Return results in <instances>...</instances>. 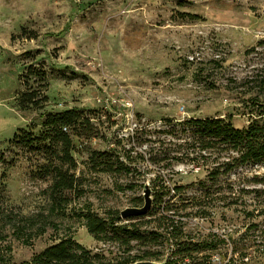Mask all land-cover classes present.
<instances>
[{
  "label": "rangeland",
  "instance_id": "rangeland-1",
  "mask_svg": "<svg viewBox=\"0 0 264 264\" xmlns=\"http://www.w3.org/2000/svg\"><path fill=\"white\" fill-rule=\"evenodd\" d=\"M29 65L47 71L48 99L41 110L19 105L21 75ZM263 70L264 0H0V264L30 261L69 235L107 259L177 258V246L162 238L147 244L133 240L130 250L97 240L77 215L91 210L113 217L109 211L143 205L146 183L153 200L157 190L165 193L163 202L152 204L158 215H174L194 241L215 243L179 264H264V164L232 170L204 188L197 184L209 164L190 162L184 150L164 141L169 155L184 160L164 168L167 160L150 165L140 144L145 137L170 139L163 131L168 117L230 115L234 126H247L256 115L254 98L264 97ZM29 83L38 84L34 78ZM73 107L94 110L88 115L95 117L99 134L88 140L73 136L76 174L83 177L85 192L51 213V180L36 178L35 156L9 140L40 123L43 112ZM120 139L132 147L131 170H91L90 151L109 150ZM160 174L167 188L155 180ZM116 183L134 186L121 190ZM175 185L187 188L176 193ZM22 215L34 216L37 225L20 237L12 227ZM41 219L48 224L38 235ZM152 229L156 223L141 226L144 233Z\"/></svg>",
  "mask_w": 264,
  "mask_h": 264
},
{
  "label": "trees",
  "instance_id": "trees-1",
  "mask_svg": "<svg viewBox=\"0 0 264 264\" xmlns=\"http://www.w3.org/2000/svg\"><path fill=\"white\" fill-rule=\"evenodd\" d=\"M264 71V70H263ZM34 78L37 85L30 84L29 80ZM24 90L19 94L18 101L21 108H33L41 110L47 102L46 89L47 71L44 67L37 68L29 65L21 75ZM264 82V79H260ZM256 115L252 117L247 126L239 128L231 122V116L225 117H187L183 119L165 118L167 124L163 131L170 134V139H152L145 137L140 144L146 146L150 165H160L169 167L174 161H183L184 155H169L168 147H164V141H170L175 148L184 150L185 157L192 163L210 165L208 173L204 179L198 182L199 187L209 188L219 177L231 175L232 170H237L252 164H264V97H255L253 100ZM93 109L73 107L62 111H45L42 114L40 129L35 132L36 124H32L28 129H19L9 140V144L25 151L26 154L35 156L34 176L44 181L50 179L49 196L52 200L50 212L57 208H63L72 200V196H80L85 191L82 187L84 179L76 174L78 163L73 156L74 143L73 136L88 140L93 136H98V125L92 114ZM100 120V119H99ZM143 132L149 134L148 129ZM104 138V135H102ZM174 141V142H171ZM177 141V142H176ZM159 142L160 145L155 144ZM131 148H126V142L117 140L114 147L109 150L92 149L89 153L88 166L91 170L105 173H128L131 170L134 160L130 155ZM124 150L125 152L123 153ZM175 150V149H174ZM225 152L222 157H213V152ZM202 152H205L206 155ZM194 153H196L194 155ZM163 154V155H161ZM123 155V156H122ZM3 155H0L2 161ZM158 174V173H157ZM156 179L162 180V188L165 187L164 176L156 175ZM236 182L228 181V186L233 187ZM132 188L133 183H116L117 189ZM187 185H175L173 192L184 191ZM248 190V189H247ZM256 191H260L257 189ZM70 193V194H67ZM154 193V191H152ZM154 203L163 202L165 193L156 191ZM235 203V201H233ZM141 206V205H140ZM187 205H184L186 207ZM169 209V207H167ZM159 212V211H158ZM50 213V214H51ZM114 213L113 217H103L91 210L78 213V216L85 218L87 229L97 240H113L119 242L127 249L132 248V241L140 244L156 242L162 238L165 242L175 244L174 251L177 258L164 257L162 260L145 259L143 255L136 259L114 258L107 259V256L99 251L86 248L77 242L72 236H66L59 242L47 246L42 251L36 253L30 261L19 264H133L139 260H151L162 264H179L186 258H194L193 252H199L204 246L214 248L215 243L207 240L194 241L192 237L184 233V225L180 220H176L174 215L159 214L152 208L146 215L130 217L129 223H119L123 218L121 211H109ZM109 214V215H110ZM154 215V219L144 221L146 216ZM20 223H15L12 229L17 236L25 234L26 228H33L37 223H33L34 216L22 215ZM127 219V218H126ZM39 234L44 232L46 219H41ZM13 222V219H9ZM39 223V224H40ZM146 223H156L157 229H152L149 233H144L141 226ZM160 228V229H159ZM215 233H209V236ZM146 256L152 255L150 252ZM1 256V255H0ZM7 264H16L8 262Z\"/></svg>",
  "mask_w": 264,
  "mask_h": 264
},
{
  "label": "water",
  "instance_id": "water-1",
  "mask_svg": "<svg viewBox=\"0 0 264 264\" xmlns=\"http://www.w3.org/2000/svg\"><path fill=\"white\" fill-rule=\"evenodd\" d=\"M143 197H144L143 205L126 207L123 210H121V216L126 219L134 216L146 215L149 209L151 208L153 201L152 190L150 188L149 183H146L144 185ZM133 264H162V263L151 260H139L134 262Z\"/></svg>",
  "mask_w": 264,
  "mask_h": 264
}]
</instances>
